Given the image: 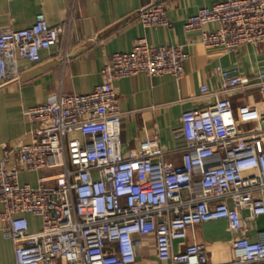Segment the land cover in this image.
<instances>
[{
	"label": "built area",
	"instance_id": "1",
	"mask_svg": "<svg viewBox=\"0 0 264 264\" xmlns=\"http://www.w3.org/2000/svg\"><path fill=\"white\" fill-rule=\"evenodd\" d=\"M138 19L145 29L172 27L159 4L141 9ZM184 30L200 33L206 48L236 54L249 46L264 53V0L202 8ZM65 32L50 28L43 15L30 28L1 29L0 85L18 81L19 61L38 63ZM188 58L183 46L152 47L141 39L109 57L103 83L92 93L59 94L26 112L35 126L32 142L20 141L0 163V224L16 264H137L135 240L149 236L159 262L208 264L204 245L186 243L188 232L217 221H226L233 234L232 264L264 263V235L256 242L242 235L245 222L264 217V112L245 132L230 100L249 89L264 94V72L250 80L237 69H216L218 89H200L213 102L181 116L174 135L178 165L167 162L172 153L157 137L144 138L138 150L122 149L114 85L140 74L180 81ZM43 172L37 187L21 185L22 173ZM26 214L41 219L40 233H30Z\"/></svg>",
	"mask_w": 264,
	"mask_h": 264
},
{
	"label": "crops",
	"instance_id": "2",
	"mask_svg": "<svg viewBox=\"0 0 264 264\" xmlns=\"http://www.w3.org/2000/svg\"><path fill=\"white\" fill-rule=\"evenodd\" d=\"M223 1L226 0H166L159 5L165 9L172 27L145 29L139 23L138 12L157 5L159 0H0V30L30 28L38 15L45 17L50 28L64 26L66 29L57 46L40 53L38 63L19 61L18 81L0 85V163L5 152L17 147L20 141L32 142L35 126L26 117L27 111L59 94L92 93L103 83L101 73L109 57L127 53L136 41L145 39L152 47L183 46L189 58L180 81L172 76L151 78L140 74L124 77L114 85L121 113L122 149L138 150L144 138L157 137L161 146L172 153L167 162L178 165L179 144L174 135L180 127L181 116L213 102L212 98H202L200 89L204 86L210 91L218 89L220 79L216 69H237L250 80L264 72V53L257 49L243 47L233 54L221 48H206L200 33L184 30L189 17ZM213 28L217 26L207 30ZM86 44H89L86 49L72 56ZM230 100L238 127L249 132L255 115L264 112V94L249 89L243 94L231 95ZM71 137L79 138V135ZM46 174L22 173L20 183L37 187L38 180ZM3 210L0 205V213ZM243 215L249 218L248 212ZM25 218L30 233H40L41 219L29 214ZM3 228L4 224H0V264H16L14 245L4 237ZM260 234L264 235V217L244 223L242 235L251 242H256ZM135 241L137 264H170L157 261L154 237ZM233 241L228 223L217 221L190 230L186 243L204 245L208 264H232Z\"/></svg>",
	"mask_w": 264,
	"mask_h": 264
},
{
	"label": "water",
	"instance_id": "3",
	"mask_svg": "<svg viewBox=\"0 0 264 264\" xmlns=\"http://www.w3.org/2000/svg\"><path fill=\"white\" fill-rule=\"evenodd\" d=\"M164 1H166V0H159V2H158L157 4H160V3L164 2ZM88 45H89V44H86V45H83L82 47H79L78 49H76V50L73 52L72 56H75L76 54H78V53H80L81 51H83L84 49H86V48L88 47Z\"/></svg>",
	"mask_w": 264,
	"mask_h": 264
}]
</instances>
